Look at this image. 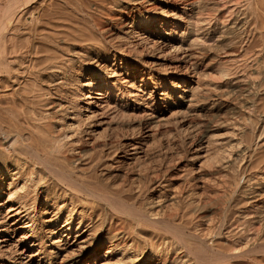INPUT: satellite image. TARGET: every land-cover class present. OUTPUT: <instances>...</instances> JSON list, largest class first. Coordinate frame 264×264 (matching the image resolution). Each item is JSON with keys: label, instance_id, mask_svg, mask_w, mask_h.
<instances>
[{"label": "bare ground", "instance_id": "1", "mask_svg": "<svg viewBox=\"0 0 264 264\" xmlns=\"http://www.w3.org/2000/svg\"><path fill=\"white\" fill-rule=\"evenodd\" d=\"M0 264H264V0H0Z\"/></svg>", "mask_w": 264, "mask_h": 264}, {"label": "rangeland", "instance_id": "2", "mask_svg": "<svg viewBox=\"0 0 264 264\" xmlns=\"http://www.w3.org/2000/svg\"><path fill=\"white\" fill-rule=\"evenodd\" d=\"M228 111H230V110H226V109L225 110H222L221 111V115L228 113Z\"/></svg>", "mask_w": 264, "mask_h": 264}]
</instances>
